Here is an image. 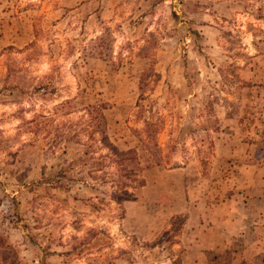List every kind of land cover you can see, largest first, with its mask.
I'll list each match as a JSON object with an SVG mask.
<instances>
[{"label":"rangeland","instance_id":"obj_1","mask_svg":"<svg viewBox=\"0 0 264 264\" xmlns=\"http://www.w3.org/2000/svg\"><path fill=\"white\" fill-rule=\"evenodd\" d=\"M99 103L118 149L156 123L133 200L60 172ZM184 256L264 264V0H0V264Z\"/></svg>","mask_w":264,"mask_h":264},{"label":"trees","instance_id":"obj_2","mask_svg":"<svg viewBox=\"0 0 264 264\" xmlns=\"http://www.w3.org/2000/svg\"><path fill=\"white\" fill-rule=\"evenodd\" d=\"M104 35H99L96 40H104ZM9 72L8 69V75ZM103 105V103H99L86 106V113L89 119L88 125L91 127L92 133L97 134V137L92 142L89 141L87 143H83L79 137H76V142L82 146L81 154L67 162L60 169V172L67 173L72 169H76L75 180L82 183L86 182L84 179L86 176L96 184L110 183L114 187L111 196L115 201L133 200L135 196L132 190L144 184V179L138 175V171L149 165H158L160 162L159 147L154 139L156 123L147 118L142 120L144 137H137L142 156L138 154L135 148L118 149L108 139L105 132ZM178 217H181L183 221V216L171 218L169 221L170 227L159 232L153 245H159L161 240H166L169 243L176 242L173 240L177 231L174 224L175 219ZM172 263L180 264L179 257H176Z\"/></svg>","mask_w":264,"mask_h":264},{"label":"crops","instance_id":"obj_3","mask_svg":"<svg viewBox=\"0 0 264 264\" xmlns=\"http://www.w3.org/2000/svg\"><path fill=\"white\" fill-rule=\"evenodd\" d=\"M227 209V208H226ZM230 210H232V209H230ZM229 210V211H230ZM190 220H191V218L189 219V216H187L186 218H185V220H184V223H183V225H182V227H183V229H186V228H189L190 229V225H191V223H190ZM222 224H223V222H222ZM218 225V224H217ZM219 226V225H218ZM240 235V237H241V234H239ZM186 251V250H185ZM239 252V251H238ZM185 253V252H184ZM240 254H241V252H240ZM185 256L182 258V264H183V262L185 263Z\"/></svg>","mask_w":264,"mask_h":264}]
</instances>
